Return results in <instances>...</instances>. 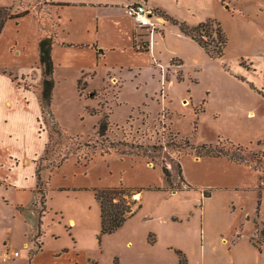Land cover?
Wrapping results in <instances>:
<instances>
[{"label":"rangeland","instance_id":"obj_1","mask_svg":"<svg viewBox=\"0 0 264 264\" xmlns=\"http://www.w3.org/2000/svg\"><path fill=\"white\" fill-rule=\"evenodd\" d=\"M35 1L22 0L23 7ZM12 9L17 11L13 6ZM102 12L108 16L109 12ZM113 12L120 21L122 39L117 49H108L109 65L101 68L90 85L83 79L79 87L72 73L58 84L51 108L58 125L73 139L68 142L53 135L51 151L40 162L46 182L47 173L50 177L52 173H66L57 175L55 183L70 182L88 188L52 189L48 205L51 211H43L42 194H37L41 203H34L31 189L11 190V202L0 204V247L4 246L0 254L17 249L22 255L0 260V264H174L176 248L187 254L189 264H264V55L238 41L239 35L236 29H230L234 25L229 18L219 19L230 39L225 54L211 57L195 40L179 35L174 29L178 25L159 18L157 11L152 17L155 28H142L136 23L137 31L150 41L153 51L133 53L128 42L130 21L126 9L114 8ZM202 14L199 16H206ZM180 19L191 25L196 23ZM102 71L110 72V77L102 76ZM25 83L29 87L40 86L37 81ZM104 113L110 114L111 127L107 137L102 138L98 125ZM52 127L51 119L39 129L34 125L30 131L27 126L29 153L42 149ZM183 138L191 141L187 143ZM224 140L247 147L241 153L245 161L240 163L249 165L261 179L257 177L253 185L237 190L218 189L208 198L200 196L198 190L176 195L156 190L142 198L143 189H155L157 185L134 187L133 197L143 204L135 220L103 234L105 237L101 235L95 186L104 187L101 185L105 179L113 181L118 173H124L125 167L111 168L115 176L107 174L108 164L102 158L95 161L97 156L108 148L116 153L117 149L146 152L141 156L159 168L154 173L164 183L161 189L183 190L187 187L181 179L179 163L183 153H191L187 145ZM153 145H163V149ZM42 155L35 159L37 167ZM65 155L69 158L59 170L63 164H56ZM89 157L92 159L87 163ZM163 166L172 171V182L167 180ZM32 168L28 164L24 169L27 173L11 174L17 178L23 175L29 183L34 174ZM15 202L26 206L22 215V207L16 212ZM34 210L36 216L32 214ZM174 212L185 219L184 223L166 222L168 214ZM144 215L152 216L144 219ZM29 216L36 220L31 235ZM70 216L77 219L76 224L69 222ZM42 221L47 223L39 235ZM202 221L205 232L191 238L190 233L198 231L196 225ZM222 227L226 234L221 232ZM160 233L163 237H159ZM26 241L30 242L29 247Z\"/></svg>","mask_w":264,"mask_h":264},{"label":"crops","instance_id":"obj_2","mask_svg":"<svg viewBox=\"0 0 264 264\" xmlns=\"http://www.w3.org/2000/svg\"><path fill=\"white\" fill-rule=\"evenodd\" d=\"M134 1L145 2L147 7L154 11V14H156L157 9H165L175 17L187 18L192 22L196 21L195 24L203 21L204 18L227 19L228 21L231 19L234 28L230 29H236L239 35L238 41L243 45H251L256 52L264 55V0H36L32 4H30L31 2L28 3L27 8L23 7L22 0H0V6H13L17 11L26 9L30 11L18 19L9 20L0 37V204L11 202L9 195L11 190L26 189L33 191L34 203H38L36 192L38 177L35 159L44 153L49 137L45 136V144L42 149L30 153L26 141L28 138V125H30L31 131L34 125L39 129L41 124H44L40 101L42 89L39 90L42 88L44 77L41 63V41L46 37H51L53 41V103L57 86L62 80L66 79L65 76L68 73H72L77 83L82 78L86 79L90 85V82L99 75L101 68L109 65L106 53L109 48L112 51L117 49L116 46L122 39L121 31H123L119 28L120 21L113 10L114 8L126 9L128 14L127 6ZM102 10L109 12L108 16H105ZM202 13H206V16H199L203 15ZM197 15L199 18H195ZM128 16L130 23L127 32L131 51L133 53L152 52V44L150 50L145 52L138 51L134 47L135 33L137 41L143 39L144 35L137 31L135 19L129 14ZM104 17H107V19H104ZM158 17L163 18L160 15ZM174 29L177 30L179 35L195 40L191 36L185 35L179 28ZM139 37L140 39H138ZM108 38L111 41H108ZM119 65L117 64V66ZM131 65L128 63V66ZM120 67L124 68L125 66L121 65ZM130 69L133 68L130 67ZM101 74L105 77L111 75L110 72ZM26 81H37L40 83V86L38 85L40 88L36 86L29 87L25 83ZM100 158L108 164L107 167L110 173L107 174L115 176L116 173H112L111 168L125 167L122 171L124 173H118L119 177H116L113 181L105 179L101 186L115 187L123 184L141 189L152 185L163 186L164 184L157 180V173H154L159 168L149 163L143 156L118 154L112 151L100 154L95 158V161L100 160ZM180 161L187 189H177L175 191L143 189L140 192L142 198L146 193L156 190L175 195L181 191L198 190L200 196L208 198L210 196H206V192L212 194L218 189L237 190L253 185L257 177L261 179L259 173H255L249 165L236 162L225 156H198L187 152L180 156ZM28 164H31L34 172L29 183L27 182L28 178L24 179L23 175L21 178L12 176L11 173H27L24 169ZM65 164L63 163L59 170H62ZM91 166L92 164L87 168ZM127 171L131 173H126ZM59 174L61 176L66 175V173H52L50 177V173H47L49 189L47 188V208L45 211H51L48 205L52 189L88 188L85 186L78 187L70 182L55 183V178ZM42 175L46 176L45 173ZM15 203H17L16 212L19 207H22L20 211V215H22L21 213L25 211L26 206L18 202ZM32 214L36 216L35 210ZM135 216L136 214L130 217L125 224L135 220ZM150 216L152 215H144L143 218ZM33 217H30L32 223L31 229H29L30 235L35 230L36 225V220ZM167 218L168 221L175 220L177 223H184L185 221L175 212L168 214ZM68 220L77 223V219L73 216H70ZM168 221L166 222L174 223ZM45 224L42 221L43 233ZM196 228H198V231L194 230L190 233L191 238L195 233L197 237L200 234L203 235L206 224L202 221L199 225H196ZM221 232L226 234L224 227H222ZM103 236L105 237V235ZM159 237H163V235L160 233ZM225 241L228 242L229 238H226ZM233 243L235 244V241ZM25 245L29 247L30 242L26 241ZM2 247H0V253ZM170 247L167 246L166 248L170 249ZM184 249L189 253L187 248L184 247ZM34 251L32 249L31 253ZM29 255H31L30 252ZM176 258L174 264H179V256Z\"/></svg>","mask_w":264,"mask_h":264},{"label":"trees","instance_id":"obj_3","mask_svg":"<svg viewBox=\"0 0 264 264\" xmlns=\"http://www.w3.org/2000/svg\"><path fill=\"white\" fill-rule=\"evenodd\" d=\"M64 4V3H63ZM158 14L167 20L172 21L174 24L178 25L179 28L183 33L186 35L191 36L195 39L199 45L206 50V52L211 57H222L225 54V49L229 44V36L224 29L222 22L217 18H208L205 21L198 23L197 25H191L186 20H182L178 17L171 15L169 12L161 9L156 10ZM30 11L26 9L24 11H14L12 6H0V37L3 33L7 22L11 19H18ZM52 38L46 37L41 41L40 48H41V63L43 67V90L42 95L40 96V101L42 105V112L43 118L42 121L46 124L51 119L53 124L52 129L50 130L49 140L46 144V148L44 154L39 159V165L37 167V177H38V184L36 192L37 194H42V208L43 211L47 208V189L46 181L43 178L41 173L42 167L40 166V162L42 160L47 159L46 155L48 151H51V145L54 141L53 135H56L58 138L67 140L68 142L71 141L73 138L71 136L66 135L65 129L58 125V122L54 118V114L51 108L52 98H53V88H54V79H53V71H54V64L52 59ZM150 41L140 39L137 41L136 33L134 38V47L138 51H149L150 50ZM16 78V77H15ZM83 81L81 78L78 82L79 87L80 83ZM84 88H81V92ZM197 125V124H196ZM111 127V120L110 114L104 113L101 117L98 125V133L103 137H107V134ZM197 127V126H196ZM52 131V132H51ZM177 138H181L179 133H176ZM182 139V138H181ZM188 142L191 140L189 138H183ZM189 148H191L190 152L192 154H196L198 156H212V157H221L225 156L229 159H232L236 162H244L245 157L241 155L243 151H246L247 147L244 145L233 143L229 140L219 141L217 144L211 143H202L199 145L195 144H188ZM114 147V145L112 146ZM138 147H143V145H139ZM180 147V146H179ZM155 149H163V145H153ZM112 152L111 148L107 149L106 152ZM118 153L121 154H136V155H146V152L140 151H120L117 149ZM69 158L68 155L63 156L60 161L56 164L57 167H60L67 159ZM92 159V158H91ZM89 160L87 161L90 162ZM180 167V174L183 182L185 183V178L182 173V165L179 163ZM163 172L169 182H172V171L168 166L162 167ZM187 184V183H186ZM189 186V185H188ZM155 189H161V186H154ZM134 187H129L126 185H120L117 187H96L95 190V198L99 203L100 211H101V235L103 234H110L117 231L121 228L125 222L135 215L143 206L142 202L139 199H135L134 195ZM210 192H206V196H210ZM41 203V199H39ZM260 204V202H259ZM39 235L43 234V230L39 228ZM264 234V230L262 231ZM255 243V242H254ZM261 249V245H259ZM178 256H179V264H189V260L187 254L181 250L176 248L175 249ZM115 264H119L118 261Z\"/></svg>","mask_w":264,"mask_h":264},{"label":"built area","instance_id":"obj_4","mask_svg":"<svg viewBox=\"0 0 264 264\" xmlns=\"http://www.w3.org/2000/svg\"><path fill=\"white\" fill-rule=\"evenodd\" d=\"M128 14L133 17L136 23L142 28H155L153 21L154 12L147 7V4L142 1H134L127 6ZM20 256V251L15 249L11 252L0 254V260H9Z\"/></svg>","mask_w":264,"mask_h":264}]
</instances>
